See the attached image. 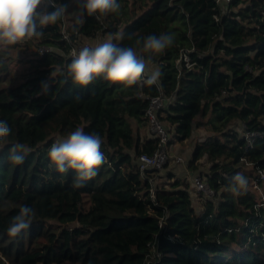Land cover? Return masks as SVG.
Returning a JSON list of instances; mask_svg holds the SVG:
<instances>
[{
    "label": "trees",
    "instance_id": "16d2710c",
    "mask_svg": "<svg viewBox=\"0 0 264 264\" xmlns=\"http://www.w3.org/2000/svg\"><path fill=\"white\" fill-rule=\"evenodd\" d=\"M117 2L118 12H84L78 24L77 0H55L66 6L60 21L0 51V120L12 129L0 151V264H264V0ZM45 10L54 9L45 2ZM167 34L173 43L162 53L142 51L148 35ZM103 38L144 56L157 83L74 84L72 47ZM160 94L170 99L159 112L170 146L204 131L187 168L213 195L196 192L184 173L163 181L168 163L140 170V155L159 146L147 110ZM77 128L98 133L105 156L82 187L48 157ZM247 132L261 135L249 144ZM15 143L29 149L20 165L8 159ZM237 172L248 180L239 196L226 191ZM21 206L35 215L13 238L7 229Z\"/></svg>",
    "mask_w": 264,
    "mask_h": 264
},
{
    "label": "clouds",
    "instance_id": "9594fccd",
    "mask_svg": "<svg viewBox=\"0 0 264 264\" xmlns=\"http://www.w3.org/2000/svg\"><path fill=\"white\" fill-rule=\"evenodd\" d=\"M45 0H0V51L16 46L26 40L39 38L43 29L55 25L66 15V6L48 0L54 10L38 11ZM79 8L83 9L76 16V22H84V12L88 16H107L120 9L117 0H77ZM99 14V15H97ZM141 41L137 40V44ZM173 36L148 35L143 39L142 51L159 54L171 46ZM151 57H149V60ZM68 75L74 84L89 85L95 78L103 77L112 83L125 86L156 84L160 73L148 72V62L142 55H138L132 47L117 45L112 40L99 43L96 46H83L72 52V58L67 65ZM48 85L44 84L46 92ZM79 98V97H77ZM12 129L6 120H0V151L9 144ZM102 138L98 133H85L82 128L72 131L66 139L54 142L48 157L50 166L54 165L60 173H67L70 169L75 173V187H82L83 183L97 175V170L105 163V156L101 151ZM29 149L22 143L12 144L9 149V161L14 165L24 162ZM248 188V180L241 172L233 175L226 186L235 196L243 195ZM35 215L33 208L21 206L7 229L10 237L16 238L31 226Z\"/></svg>",
    "mask_w": 264,
    "mask_h": 264
},
{
    "label": "built area",
    "instance_id": "2783aa9c",
    "mask_svg": "<svg viewBox=\"0 0 264 264\" xmlns=\"http://www.w3.org/2000/svg\"><path fill=\"white\" fill-rule=\"evenodd\" d=\"M220 2H230L231 0H219ZM47 4L48 0H45ZM92 46L87 42H80L72 47L71 55L73 51H78L83 46ZM52 48L48 46H43L40 48V52L50 51ZM170 99L163 96L162 94L153 96L150 98V105L147 110V116L149 118L148 131L159 138L158 149L153 154L143 153L139 157V166L142 172L146 170H161L168 162H178L181 164L183 173L187 179L191 180V183L196 192L204 193L206 196H211L214 194L213 190L209 187L208 184L204 181V178L199 175H192L188 170L187 159L181 155H175L172 152L170 146V135L167 131L166 126L159 119V112L165 110L169 104ZM248 140V143L251 144L255 137L260 136V133L257 132H247L244 134ZM171 150V151H170ZM261 179H264V174ZM152 184V191L154 190L155 181L150 179ZM162 218L160 220V225L163 226L166 222Z\"/></svg>",
    "mask_w": 264,
    "mask_h": 264
},
{
    "label": "rangeland",
    "instance_id": "374dc122",
    "mask_svg": "<svg viewBox=\"0 0 264 264\" xmlns=\"http://www.w3.org/2000/svg\"><path fill=\"white\" fill-rule=\"evenodd\" d=\"M83 41L91 44L92 46H96L99 43L105 42L107 40L103 38V39H97V40H83ZM155 71H156V67L155 66H149L147 74L150 75L152 72H155ZM203 132L204 131H202V129H196L195 132H194L193 138L190 139L189 141H186L184 143H178V144L174 143V144H177L176 146L179 149L184 150V152L179 151V153H176V151H175L176 147L173 149V147H172L173 145H171L172 152L175 155L183 156L187 160L190 159L191 153L189 154V152H190V150H192V146L197 142V138L199 136H201L203 134ZM179 168H182L180 163H178V162H168V164L165 166V168L161 171V174L163 175L162 180L163 181L166 180V178H167L166 174L169 171L175 173L178 177L179 176L183 177L184 176L183 172ZM205 169L206 168L204 167L203 170L205 171Z\"/></svg>",
    "mask_w": 264,
    "mask_h": 264
},
{
    "label": "crops",
    "instance_id": "0c3cea01",
    "mask_svg": "<svg viewBox=\"0 0 264 264\" xmlns=\"http://www.w3.org/2000/svg\"><path fill=\"white\" fill-rule=\"evenodd\" d=\"M178 144V143H177ZM177 144H174L172 147H173V149L176 147V149H175V151H176V153H179V151H181V152H184V150H182V149H179L176 145ZM192 154V150H190V152H189V154ZM181 171H183L182 170V168H179Z\"/></svg>",
    "mask_w": 264,
    "mask_h": 264
},
{
    "label": "water",
    "instance_id": "95a60500",
    "mask_svg": "<svg viewBox=\"0 0 264 264\" xmlns=\"http://www.w3.org/2000/svg\"><path fill=\"white\" fill-rule=\"evenodd\" d=\"M73 225H74V227H76L77 226V223H74Z\"/></svg>",
    "mask_w": 264,
    "mask_h": 264
}]
</instances>
